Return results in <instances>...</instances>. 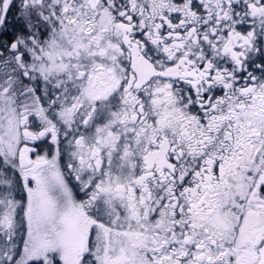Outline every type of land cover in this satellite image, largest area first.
Masks as SVG:
<instances>
[{"label": "snow or ice", "instance_id": "obj_1", "mask_svg": "<svg viewBox=\"0 0 264 264\" xmlns=\"http://www.w3.org/2000/svg\"><path fill=\"white\" fill-rule=\"evenodd\" d=\"M0 264H264V0H0Z\"/></svg>", "mask_w": 264, "mask_h": 264}]
</instances>
